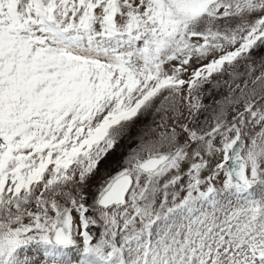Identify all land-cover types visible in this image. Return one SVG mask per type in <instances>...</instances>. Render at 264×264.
I'll list each match as a JSON object with an SVG mask.
<instances>
[{
  "label": "snow or ice",
  "instance_id": "1",
  "mask_svg": "<svg viewBox=\"0 0 264 264\" xmlns=\"http://www.w3.org/2000/svg\"><path fill=\"white\" fill-rule=\"evenodd\" d=\"M0 264H264V0H0Z\"/></svg>",
  "mask_w": 264,
  "mask_h": 264
}]
</instances>
